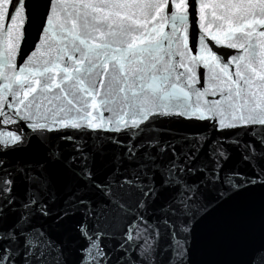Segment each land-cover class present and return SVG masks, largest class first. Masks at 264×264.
I'll return each mask as SVG.
<instances>
[{"label":"snow or ice","instance_id":"6c2138e0","mask_svg":"<svg viewBox=\"0 0 264 264\" xmlns=\"http://www.w3.org/2000/svg\"><path fill=\"white\" fill-rule=\"evenodd\" d=\"M43 7L37 46L21 56L29 0H0V264H264V0ZM204 96L219 98L202 109ZM173 120L219 136L177 144L162 130ZM70 182L53 214L50 194ZM218 212L233 226L202 246L196 229ZM78 213L64 239L45 228ZM211 253L223 259H197Z\"/></svg>","mask_w":264,"mask_h":264},{"label":"water","instance_id":"95a60500","mask_svg":"<svg viewBox=\"0 0 264 264\" xmlns=\"http://www.w3.org/2000/svg\"><path fill=\"white\" fill-rule=\"evenodd\" d=\"M206 3H208L209 5L213 4L216 2V0H205ZM43 3L44 0H29V5L31 8V22L26 24V33H25V39L23 40V42L19 43V49H20V55L21 56H31V53L34 51L35 47L37 46V39H38V35L40 33V22H41V18H42V14L44 12V7H43ZM207 12L209 13L207 19L204 21V23L207 25V23L212 19L211 17V8H209L207 10ZM179 27V26H178ZM165 31H167V28H165ZM210 33L212 35H218L220 37H222V33H219L218 30L216 29V26L213 24L212 27L209 29ZM181 40L183 39V35H184V30L182 27H180L179 32L177 33ZM200 35H203V31H200ZM99 36V34H97V37ZM196 37V28L193 27L192 28V34L190 37V46L192 44V40H194ZM0 39H2V37H0ZM130 41L132 40V37L128 38ZM210 39V38H209ZM259 39H264V38H259ZM96 42H99V39H97ZM136 45L139 46L140 45V41L136 40L135 41ZM227 43V41H225V44ZM46 46H41V49L44 50ZM118 47L117 45H113V48ZM173 47H175V45H173ZM222 51H226V52H231L233 54L239 55L240 54V50L238 49H227L222 48ZM257 64L259 62L260 59V46L257 44ZM118 54V53H117ZM201 53L197 52L195 48H193L192 52L190 53L191 55H200ZM13 55L15 56L16 53L14 52ZM203 55L205 56V58L208 59L209 63H212L210 57H208L207 52H204ZM189 56V58H190ZM42 59L40 57V54L37 53L36 57H32L29 61H28V65L29 67L33 66L32 64V60H35L37 64L42 62ZM228 59H231V57H228ZM19 58L16 59V63L19 64ZM109 67H111V65H109ZM235 67V64H231L229 71H232V69ZM199 71V68H198ZM218 71V70H217ZM11 75V73H10ZM59 79V77H57V80ZM105 81L107 80V76H105ZM0 81H2V77H0ZM211 83L213 84V86L215 87L216 84H218V81H211ZM204 86L207 87L208 86V82H204ZM197 88L200 87L199 84L196 85ZM187 90V89H186ZM201 91H203V88L200 89ZM253 90L256 91L258 94L260 93V89L257 88L255 85L253 86ZM3 87H2V83H0V95L3 94ZM102 91V90H101ZM194 91V89H193ZM219 97L216 96H204L201 98L200 103H201V107L203 109L205 102L208 100H215L218 99ZM193 99H195L193 97ZM97 103H100L99 98L97 99ZM227 114V112H226ZM5 119H7V117H4ZM8 127V126H6ZM11 127H15L14 125H11ZM162 130L165 132L170 133L172 136H175L176 139V143L180 144L181 140L180 137L182 136H186L189 139H192L193 136L196 135H202V136H207V137H211V136H219L218 133H214L212 128L207 126L206 122L204 124H198V123H189L186 120H173V121H169V122H164L162 125ZM103 136V134H101ZM107 138L105 137V140ZM93 141H84V140H80L78 141V143H89L91 144ZM96 143H99V141H95ZM59 143V142H58ZM73 183L74 182H70L66 187L61 188L60 190H54L50 195L52 196V199L49 201V203L51 205H53V214H55L57 211H60L61 208L64 206L65 204V200L66 198H68L69 192L72 190L73 187ZM46 195H49L48 193H46ZM258 208H255L252 210V216L250 218V221H245V224L247 223H252L253 225L256 222V217L258 215ZM156 215H159V213H156ZM80 219V215L79 213L73 217H71L70 219H68L67 221H65L62 225H57L54 221L49 220L47 224H45V228H48L49 231L52 233L53 237L56 239H64L72 225H74L75 223H77V221H79ZM41 223L43 221H40ZM157 221L155 220V217L153 216V223H156ZM232 221L229 215H226L224 212H218L216 214H214L212 217H209L206 221L202 222L196 229V235L198 238V241L201 243V245H205V243L212 237L217 236L218 234L222 233L223 231H226L228 229H230L232 227ZM105 227H107V225H105ZM120 227L119 224L115 225L113 230H118ZM260 240H259V236L257 234L255 243L259 244ZM109 247H111V244H109ZM162 259H166V257H162ZM198 260H215V259H223V257L216 255L215 253H211V254H198L197 256Z\"/></svg>","mask_w":264,"mask_h":264}]
</instances>
